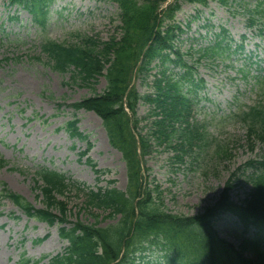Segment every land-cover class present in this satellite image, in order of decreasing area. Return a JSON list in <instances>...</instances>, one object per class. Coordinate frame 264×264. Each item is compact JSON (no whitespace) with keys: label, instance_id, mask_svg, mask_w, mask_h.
<instances>
[{"label":"rangeland","instance_id":"obj_1","mask_svg":"<svg viewBox=\"0 0 264 264\" xmlns=\"http://www.w3.org/2000/svg\"><path fill=\"white\" fill-rule=\"evenodd\" d=\"M221 6L225 14L227 6ZM190 13H180L176 19H184ZM233 19L240 26L239 31L248 36L245 52L252 51L254 60L264 59V32L258 34L257 26L243 28L240 16ZM118 25L119 8L105 0H56L43 28L36 26L25 11L0 0V158L6 162L0 167V183L36 208L42 207V197L33 189V176L42 167L63 173L91 189L113 186L125 190V165L121 155L110 147L101 121L91 112L74 111L69 106L101 93L105 81L99 78L96 84L88 86L79 80L73 83L72 70L65 74L51 71L43 64L44 56L40 53L44 41L71 42L74 34L107 41L112 35L119 36ZM208 41L196 44L183 40L181 50L192 52L193 59L186 57L192 63L198 57L195 51L210 45ZM37 56L41 62L35 59ZM242 63L241 57L232 54L224 63L201 60L195 65L194 75L203 80L204 90L197 94L192 120L203 126L204 143L191 149L184 164L171 162L173 152H167L163 146L155 147L143 160L146 171L142 177L146 183L159 187L164 206L172 214L201 213L218 198L231 172L248 160L264 157V144L260 141L255 140L253 148H249L246 127L238 118L248 107L264 105V82L256 84L253 78L259 75L264 79V62L250 66L246 78L237 71ZM227 64L231 67L225 68ZM148 79L151 81L153 76ZM134 85L140 95L148 90L140 80ZM57 103L64 105L56 109ZM147 110V105L140 103L137 118L146 116ZM73 119L78 120L79 130L87 135L86 141L71 140L65 132L64 125ZM146 125L147 122L140 121L141 135L147 133ZM88 143L91 146L87 156H80ZM87 157L96 169L107 171L98 183L86 163ZM246 175L247 172L240 178L244 180ZM249 189L247 184L237 187L231 194L232 200L242 201ZM62 201L70 210L69 222H94L88 216L82 193L66 192ZM99 221L100 226L106 224L101 217ZM214 226L222 238L238 244L241 226L234 218L222 217ZM38 239L44 240L37 242ZM66 245L58 236L57 226L28 219L10 202L0 200V264L40 258L43 260L38 264H49V259L62 253Z\"/></svg>","mask_w":264,"mask_h":264},{"label":"trees","instance_id":"obj_2","mask_svg":"<svg viewBox=\"0 0 264 264\" xmlns=\"http://www.w3.org/2000/svg\"><path fill=\"white\" fill-rule=\"evenodd\" d=\"M8 1L26 10L35 22L42 25L46 9L52 2ZM111 1L116 2L120 9V39L111 38L101 50H96L95 44H87L84 49L69 54L67 58L69 62H75L88 79H96L106 69L104 77L107 87L104 92L83 100L75 107L93 111L101 119L111 146L121 152L127 168L126 192L113 187H100L96 191L85 189L62 174L42 168L36 172L35 188L43 195L44 209L35 210L14 194L6 197L25 214L48 225L67 223V207L58 200V196H63L73 188L84 194L89 210L97 209L106 213L103 220H113L120 215L116 222L105 227H99L97 220L93 224L77 220L70 228H59V236L67 240L69 245L65 250L66 255L53 258L51 264H134L138 259L141 263L146 258L143 254L152 248L163 252V263L156 259L154 262L144 261L143 264H264V157L249 160L236 168L217 201L193 216L168 213L163 208L157 188L143 185L141 163L153 146L165 145L174 150V162L183 164L184 156L188 155L192 147H199L198 142H203V136L188 121L193 99L181 91L182 80L187 81L189 93H195L198 84L193 82L188 73H184L180 81H173L166 75V63L185 66L177 52H174V60L167 53L173 50L174 30L177 27L163 24L166 19L173 18L178 9L176 4L166 11L157 12L159 4L165 0ZM45 48L53 58L55 67L61 68L66 52L49 44ZM141 56L137 74L142 75L143 81L153 61L158 60L161 67L152 83L156 92L154 97L139 96L133 87L129 88ZM139 100L152 106L149 117H160L150 121L144 136L139 133L136 135L139 121L135 118V109ZM124 104L131 117L124 111ZM242 119L247 125L250 149L253 148L254 139L264 143V105L250 108L247 113H243ZM75 124L76 121L66 125L69 136L84 140L86 137L77 130ZM87 162L94 168L89 160ZM248 170L249 174L241 180L240 177ZM95 173L100 172L95 170ZM38 181L41 185H38ZM243 184L250 185V191L241 204H236L230 199V193L236 186ZM52 210H56L60 216L53 214ZM225 214H231L242 226V239L238 246L222 239L214 229V221ZM122 249L123 255L116 262Z\"/></svg>","mask_w":264,"mask_h":264}]
</instances>
